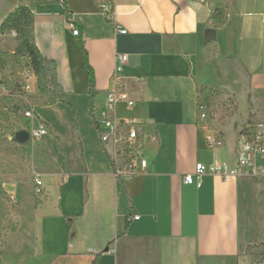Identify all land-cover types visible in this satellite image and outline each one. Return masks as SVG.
<instances>
[{"label":"crops","instance_id":"0c3cea01","mask_svg":"<svg viewBox=\"0 0 264 264\" xmlns=\"http://www.w3.org/2000/svg\"><path fill=\"white\" fill-rule=\"evenodd\" d=\"M250 2L236 0L216 24L209 1L67 0L69 23L61 0H0V25L19 5L32 9L35 44L56 63L67 104L35 100L33 79L32 108L48 130L39 143L45 193L15 221L3 264H249L245 249L264 243V178L187 185L184 177L198 164L235 167L241 144L234 129L233 142L223 132L222 145H210L215 133L198 120L197 88L235 98L243 87L253 105L264 99V37L247 20L258 18L263 33V13H241ZM79 39L95 74V122ZM114 90L134 102H121L117 118L145 127L147 168L132 181L116 179L96 124Z\"/></svg>","mask_w":264,"mask_h":264},{"label":"rangeland","instance_id":"374dc122","mask_svg":"<svg viewBox=\"0 0 264 264\" xmlns=\"http://www.w3.org/2000/svg\"><path fill=\"white\" fill-rule=\"evenodd\" d=\"M235 1L209 0L213 9H219V12L224 13L225 16L235 8ZM248 1L251 2L244 9L241 8V13H263L264 15V0ZM236 16L237 18L234 16L236 19L243 17L240 13ZM247 20L257 29V36L264 37V32L259 31V19L250 17ZM17 45L18 41L14 38L13 32L0 37V54L5 58V66L0 71V255L5 246L6 237L12 227H15V221L21 212L31 209L35 197L43 198L45 191L37 193L39 186L36 181L43 183L42 176L47 172L42 166L44 155L39 149L40 140L34 143L29 141L25 145L15 141L16 134L28 131L30 123L23 115L24 110L14 112L12 108L21 103L25 104V101L30 103L34 101L32 95L24 93L21 89L20 82L28 74V68L26 60L15 55ZM222 94L223 96L215 95L213 98L209 96L207 102L203 104L208 113L205 123L217 137H224V132L227 142H233L234 129L238 135L245 128L250 102L243 87L237 90L236 99L229 97L223 91ZM40 99L42 98L38 96L35 100ZM228 99L237 102V111H234ZM257 103L256 105L252 103L253 111L260 107V103L264 106V99L259 98ZM257 115L259 122L264 124V110L258 111ZM34 127H37V124ZM50 182L51 178L48 179L47 187L52 191L53 186ZM1 264H3L2 261Z\"/></svg>","mask_w":264,"mask_h":264},{"label":"built area","instance_id":"2783aa9c","mask_svg":"<svg viewBox=\"0 0 264 264\" xmlns=\"http://www.w3.org/2000/svg\"><path fill=\"white\" fill-rule=\"evenodd\" d=\"M200 3H206L209 0H196ZM262 25L264 27V15L262 16ZM73 34L79 35L73 25ZM126 34V31H120ZM14 38L16 34L13 33ZM127 62V56H118L117 64ZM119 67L117 71H120ZM28 74L20 82L21 89L24 93L31 95V82L36 79L32 70L28 68ZM125 102L129 108L134 106V102L128 98V95L120 90H114L107 95L105 109L100 118L96 121L100 133V140L103 145H108L109 161L113 173L117 180L132 181L139 175L143 174L147 168V161L144 158L145 146V127L143 124L134 120L121 121L117 118L119 104ZM28 108L24 110V117L30 123L28 129L29 141L37 142L47 136L48 130L45 125L37 123V117L33 111L32 103L25 101ZM208 113L203 104L198 108V120L205 123ZM37 124V127L34 125ZM210 145L220 146L223 140L216 133L208 138ZM240 148L236 156L235 167L223 164L203 165L198 164L193 175H186L184 183L187 185L195 184L204 176L219 177L223 181L237 178L241 175H247L254 178H264V124L247 126L244 134H240ZM39 186L37 191L40 194L43 191V183L36 181ZM139 217H135L138 220Z\"/></svg>","mask_w":264,"mask_h":264},{"label":"trees","instance_id":"16d2710c","mask_svg":"<svg viewBox=\"0 0 264 264\" xmlns=\"http://www.w3.org/2000/svg\"><path fill=\"white\" fill-rule=\"evenodd\" d=\"M65 9V16L69 23H71L72 14L68 10L67 0H61ZM236 5V1H235ZM225 14L215 9L211 16L216 24H222ZM35 19L32 9L27 5H19L13 10L0 25V37L5 36L7 33H15L18 41L15 55L20 56L26 60V67L33 71L37 79V93L38 96L46 101L47 105H55L58 103L67 105L65 102L66 93L58 81L57 65L54 61L46 59L35 44L34 33ZM78 45L83 51L86 59V68L89 71V113L94 119V99L96 97V84L95 74L88 64V54L85 50L82 39L78 40ZM213 52L209 53L207 50L206 58L211 60ZM5 66L4 55L0 54V71ZM197 105L198 108L207 102L208 97L213 98L215 95L223 96L222 91L217 86L206 85L197 88ZM230 104L237 111V102L228 99ZM250 107L248 119L245 123V128L239 133L244 134L247 126L261 124L258 116L252 113V102L249 98ZM28 108L25 104L14 106L12 110L19 112ZM233 111V112H234ZM73 112H75L73 110ZM95 122V119H94ZM41 205L39 197H35L34 207L37 209ZM11 232H16V227H12ZM245 258L248 259L249 264H264V243H257L249 245L244 252ZM97 262H94L96 264ZM1 264V261H0Z\"/></svg>","mask_w":264,"mask_h":264},{"label":"water","instance_id":"95a60500","mask_svg":"<svg viewBox=\"0 0 264 264\" xmlns=\"http://www.w3.org/2000/svg\"><path fill=\"white\" fill-rule=\"evenodd\" d=\"M211 37H208L206 39V43H210V42H213L215 41V34H212L210 35ZM29 138H30V135H29V132L28 131H21L19 133L16 134L15 136V141L17 143H19L20 145H25L29 142Z\"/></svg>","mask_w":264,"mask_h":264}]
</instances>
